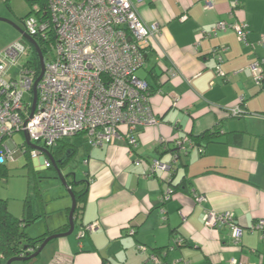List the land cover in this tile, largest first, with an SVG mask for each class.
I'll return each mask as SVG.
<instances>
[{
    "label": "crops",
    "instance_id": "0c3cea01",
    "mask_svg": "<svg viewBox=\"0 0 264 264\" xmlns=\"http://www.w3.org/2000/svg\"><path fill=\"white\" fill-rule=\"evenodd\" d=\"M211 1V8L207 0H146L137 6L147 25L159 26L137 75L155 89L151 104L160 123L140 131L133 152L123 138L101 147L71 141L68 148L75 151L73 158L78 156L82 171L77 180L69 166L73 159L68 160L63 167L68 188L50 173L53 166L43 168L41 159L32 161L39 195L31 211L39 218L25 227L27 235L69 230L62 231L69 225L72 181H86L87 199L71 236L54 239L37 258L20 264H155L150 252L164 253L175 237L185 245L160 257L167 264H230L233 259L264 264V235L251 229L264 220V164L258 157L264 119L254 116L264 113V91L245 71L264 60V0H243L234 12L230 0ZM221 21L246 23L250 44L239 42L233 29L204 35ZM237 106L245 114L233 117L229 110ZM217 127L218 137L200 138ZM180 138L196 145L181 153L167 181L166 173L152 170L153 162L168 164V150ZM41 178L52 187L41 186ZM183 181L189 183L187 191L177 187ZM167 192L171 197L164 202ZM195 193L206 202L198 203ZM3 199L9 212L21 219L24 207L17 215L10 199ZM212 211L234 214L244 229L238 244L229 228L204 225ZM92 224L96 229L78 239L83 226Z\"/></svg>",
    "mask_w": 264,
    "mask_h": 264
},
{
    "label": "built area",
    "instance_id": "2783aa9c",
    "mask_svg": "<svg viewBox=\"0 0 264 264\" xmlns=\"http://www.w3.org/2000/svg\"><path fill=\"white\" fill-rule=\"evenodd\" d=\"M145 1L47 0L48 18L42 14L23 19L25 33L39 46L40 42L43 45L44 51L40 48L45 69L37 85L32 114L33 87L41 73L32 63L36 50L24 37L0 50V164L13 160L16 153L13 148L18 146L11 139L16 133L24 137L26 134L32 144L50 152L63 140L80 135L90 147H101L123 138L133 152L140 131L160 123L151 104L153 93L149 83L137 75L159 32L158 24L147 25L138 14L137 6ZM242 1L230 0L232 11ZM211 2L207 0V8H211ZM33 9L36 11L38 6ZM247 27L240 21L233 24L221 21L204 35L215 36L233 29L239 42L249 45ZM261 45L264 46V36ZM263 64L264 60H258L245 70L262 91ZM15 68L21 69L19 78L11 74ZM229 114L240 117L245 113L237 106L231 108ZM254 116L264 119V113ZM174 148L168 164L156 160L152 166V170L166 173L167 181L181 153L193 148V144L190 139L180 138ZM29 155L32 161L41 159L43 168H51V161L41 150L30 149ZM170 193L163 196L164 202L171 197ZM194 195L198 203L207 200L204 195ZM204 225L229 228L235 244L243 237L244 229L237 224L232 212H208ZM95 229V224L86 225L77 238L82 239ZM251 229L264 235V220H259ZM183 245L184 240L175 237L171 249ZM140 250L145 252L146 248L141 246ZM150 259L155 264H167L153 254ZM174 264L192 262L183 260ZM230 264L240 262L233 259Z\"/></svg>",
    "mask_w": 264,
    "mask_h": 264
},
{
    "label": "trees",
    "instance_id": "16d2710c",
    "mask_svg": "<svg viewBox=\"0 0 264 264\" xmlns=\"http://www.w3.org/2000/svg\"><path fill=\"white\" fill-rule=\"evenodd\" d=\"M27 2L30 4L31 7V13L29 15H36V16H41L44 14V16L47 17L48 14V4L47 0H27ZM37 5L38 6V11H34L33 7ZM28 15V16H29ZM45 17V18H46ZM48 18V17H47ZM40 46L42 50L44 51L43 45L40 42ZM32 63L34 64L35 68L40 71L41 69V64H40V59L36 51H34V55L32 58ZM149 83V82H148ZM150 89L153 91L155 90L153 85L149 83ZM219 128L209 130L205 133H203L200 138L205 139V140H211L219 136ZM84 140V139H83ZM193 148L195 147V142L193 140ZM71 141L70 140H63L61 144L58 145L57 149L51 150L53 152L54 158L56 161L59 160L58 156L63 157L64 154L69 150ZM261 144L263 145V149L261 152H259V159L263 162L264 164V139L261 141ZM201 147V148H200ZM198 149L202 153L204 151V148L200 146ZM175 148L168 150V151H174ZM202 150V151H201ZM30 148L27 149V145L25 144V153L23 155L27 156V158L31 160L30 155ZM73 155L70 159H73L75 155V151L72 150ZM8 163V162H7ZM7 163L5 164H0V182L3 181L4 179L6 180L8 178L9 174V169L7 167ZM29 165V164H28ZM52 167V166H51ZM173 173L170 175V179ZM35 173L33 172V168H29V173H28V190H27V196L24 201V215L23 217L17 218L14 217L8 210V202L6 199H3L0 196V264H6L8 260L11 258L15 257H29L33 255L41 245V243L48 237L56 233H60V231L56 232H50L44 236L37 237V238H32L29 235H27L25 231V227L27 225L35 222L38 218L39 215H35L31 209H32V201L33 198L39 195V192L36 191V185L38 181L35 179L37 176L34 178ZM184 189L189 188V183L186 182H181V184L177 187H183ZM71 191L75 194L76 201H77V208L75 211V223L77 219V214L79 213L80 209L82 208V204L87 199V183L86 181H72L70 183ZM69 229V225H66L65 228L62 231H66ZM170 249V246L166 247L164 250V253H156V252H150V255H155L158 257H165V255L168 254V251ZM37 258V257H36ZM33 260V259H32ZM31 261V260H30ZM30 261H27L26 263H30ZM16 264V263H15Z\"/></svg>",
    "mask_w": 264,
    "mask_h": 264
},
{
    "label": "rangeland",
    "instance_id": "374dc122",
    "mask_svg": "<svg viewBox=\"0 0 264 264\" xmlns=\"http://www.w3.org/2000/svg\"><path fill=\"white\" fill-rule=\"evenodd\" d=\"M31 7L32 6H30L27 0H10L8 4L5 3V0H0V18H3L15 25L13 26L8 22L0 21V50H4L11 43L22 37L16 28L24 29L23 19L31 13ZM20 71L21 69L15 68L11 71V74L16 78H19ZM138 74L141 75V71H139ZM83 139V135H80L69 140L72 142H76L77 140L80 142H85V139ZM11 140L13 144L18 146V148H13V152L16 151V153L14 154L13 160L7 163L9 174L6 180L4 179L0 182V196L2 198L10 199V205L12 208L17 209L18 215L22 213V208L24 207L29 181L28 173L29 168H31L33 165V162L30 161L27 156L23 155L26 144L24 135L21 133H16ZM34 145L41 147L37 144ZM28 148L29 147L27 146V149ZM75 157L76 158H73L69 166L74 169L76 178L78 180L80 179L78 174L82 171V165L79 162L78 156ZM50 173H53L55 177H58V172L55 169L51 168ZM40 174L44 175L42 172H40ZM39 182L41 186H44L45 188L52 187V183H48L47 178H41ZM58 182L59 185H63L61 181Z\"/></svg>",
    "mask_w": 264,
    "mask_h": 264
},
{
    "label": "water",
    "instance_id": "95a60500",
    "mask_svg": "<svg viewBox=\"0 0 264 264\" xmlns=\"http://www.w3.org/2000/svg\"><path fill=\"white\" fill-rule=\"evenodd\" d=\"M0 21H5V22H8L9 24L15 26L11 22H9V21H7V20H5L3 18H0ZM16 30H18V32L21 34V36L24 37L29 43H31L33 45V47L36 50V52H37V54L39 56V59H40L41 73H40V76L35 81L34 87H33V95H34L33 96V106H32V114H33L34 110H35V106H36V101H37V85L40 82V80L42 79L43 74H44V69H45L44 68L45 67L44 66V56H43V53H42V50H41L40 46L38 45V43L32 37L28 36L23 29L16 28ZM129 40H130V38H129ZM25 142L30 148L39 149V150H41L43 152V154L52 162L53 168L58 172V177L61 180V182L64 184V186L66 188H68V183L66 181L67 178H66V176L63 173V167L66 165L68 160L72 157V155H73L72 150H68L64 154V156H63V158L61 160L56 161L54 156H53V154L49 150H46V149H43V148H39V147L35 146L34 144H32L29 141V139H28L26 134H25ZM69 194H70V196L72 198V207H71V211H70V215H69V230L67 232L53 234L51 236H48L41 243V245L39 246L38 250L33 255H31L29 257H15V258H11L10 260L7 261L6 264L25 263L27 261H30V260L38 257L42 253V251L46 248V246L51 241H53L54 239L69 237V236H71L74 233L75 226H76V223H75V211H76V208H77V201H76L75 194L71 190H69Z\"/></svg>",
    "mask_w": 264,
    "mask_h": 264
},
{
    "label": "clouds",
    "instance_id": "9594fccd",
    "mask_svg": "<svg viewBox=\"0 0 264 264\" xmlns=\"http://www.w3.org/2000/svg\"><path fill=\"white\" fill-rule=\"evenodd\" d=\"M26 145H27V144H26ZM27 146H28V145H27ZM28 147H29V146H28ZM29 148H30V147H29ZM30 149H32V148H30ZM169 152H170V151H169ZM51 163H52V162H51ZM52 166H53V164H52ZM170 180H171V179H170ZM85 226H86V225H85ZM83 227H84V226H83ZM172 244H173V241H172V243L170 244V249H169L170 251H171V250H174V249L177 248V247H174V248L171 249ZM184 245H185V241H184ZM184 245H183V246H184ZM183 246H180V247H183ZM178 248H179V247H178Z\"/></svg>",
    "mask_w": 264,
    "mask_h": 264
},
{
    "label": "flooded vegetation",
    "instance_id": "af4514ba",
    "mask_svg": "<svg viewBox=\"0 0 264 264\" xmlns=\"http://www.w3.org/2000/svg\"><path fill=\"white\" fill-rule=\"evenodd\" d=\"M53 153V152H52Z\"/></svg>",
    "mask_w": 264,
    "mask_h": 264
}]
</instances>
